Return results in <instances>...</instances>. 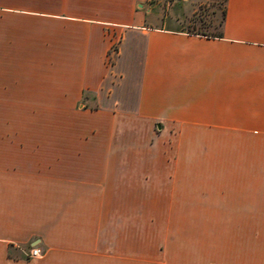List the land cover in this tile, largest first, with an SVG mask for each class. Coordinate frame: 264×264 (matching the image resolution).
Masks as SVG:
<instances>
[{
	"label": "crops",
	"instance_id": "1",
	"mask_svg": "<svg viewBox=\"0 0 264 264\" xmlns=\"http://www.w3.org/2000/svg\"><path fill=\"white\" fill-rule=\"evenodd\" d=\"M165 2L0 0V264H264V214L261 231H199L165 261L128 262L106 246L111 219L94 213L106 188L141 190L149 169L154 189L159 173L152 151L106 148L116 136L181 125L189 142L264 141V0H225L214 34L188 29L205 21L196 18L202 0ZM182 158L184 186L204 199L216 169L201 151ZM165 161L175 173L169 153ZM52 203L81 212L47 231L43 208ZM31 207H39L33 226ZM34 247L42 255L28 259Z\"/></svg>",
	"mask_w": 264,
	"mask_h": 264
},
{
	"label": "rangeland",
	"instance_id": "2",
	"mask_svg": "<svg viewBox=\"0 0 264 264\" xmlns=\"http://www.w3.org/2000/svg\"><path fill=\"white\" fill-rule=\"evenodd\" d=\"M170 3L172 2L167 0L165 5ZM207 9L211 10L209 11L212 14L209 17L211 22L216 11L217 29L208 26L210 21L206 20L204 15ZM224 9L225 0H202L198 10L200 14L196 18L205 21L200 24L194 22L188 29L208 34L218 33V23ZM79 118L84 117L79 115ZM64 121L71 123V118H64ZM69 123L64 124V148H71L76 144L70 139L74 131L71 130ZM154 131L157 134L155 136L147 132L135 135L128 131L121 136V140L116 136L111 145L106 142V148L152 151L158 155L155 160L159 163V173L154 175V189H151V183L148 181L152 174L147 169L148 171L141 175L142 182L137 183L141 185V190L120 191L118 184L113 182L109 186L106 184L108 186L106 205L94 207V213L106 214V217L111 219L106 221V246L115 252L113 255L126 257L128 262L165 261L170 256V258L177 256L175 252L182 254L181 247L184 243L197 242L199 231L231 229L241 231L248 228L256 232L261 231V217L264 214L263 140L240 138L215 142H189L183 139L181 125H168L164 130H157V126H154ZM185 150L201 151L205 156H209L205 164L216 169V173L208 175L205 183L207 197L204 199L197 196L198 191L195 192L194 198H191L192 193L184 186L181 167ZM167 153L175 166V173L169 175L166 173ZM43 210L48 219L47 231L55 228L58 223L55 221L56 217L81 212L80 207L60 206L54 203L47 204ZM30 213L32 226L37 225L39 207H31ZM192 213L215 214L217 217L229 215L228 217H233V220L190 221L186 215ZM251 217L253 220H248ZM37 239L38 235L34 234L32 242ZM235 240L241 246V242L246 239L239 237ZM257 240L259 239L256 238V244ZM33 249L37 248L27 251L28 259H32L30 253Z\"/></svg>",
	"mask_w": 264,
	"mask_h": 264
},
{
	"label": "built area",
	"instance_id": "3",
	"mask_svg": "<svg viewBox=\"0 0 264 264\" xmlns=\"http://www.w3.org/2000/svg\"><path fill=\"white\" fill-rule=\"evenodd\" d=\"M169 2H173L175 0H168ZM41 256V251L38 249H33L30 253L31 258H39Z\"/></svg>",
	"mask_w": 264,
	"mask_h": 264
},
{
	"label": "trees",
	"instance_id": "4",
	"mask_svg": "<svg viewBox=\"0 0 264 264\" xmlns=\"http://www.w3.org/2000/svg\"><path fill=\"white\" fill-rule=\"evenodd\" d=\"M223 16H225V9L223 10Z\"/></svg>",
	"mask_w": 264,
	"mask_h": 264
}]
</instances>
